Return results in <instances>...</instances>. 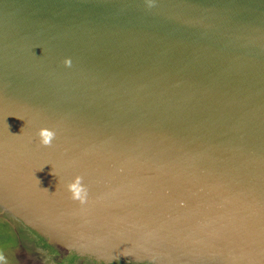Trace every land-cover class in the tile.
<instances>
[{
	"label": "water",
	"instance_id": "water-1",
	"mask_svg": "<svg viewBox=\"0 0 264 264\" xmlns=\"http://www.w3.org/2000/svg\"><path fill=\"white\" fill-rule=\"evenodd\" d=\"M0 255L264 264V0H0Z\"/></svg>",
	"mask_w": 264,
	"mask_h": 264
},
{
	"label": "clouds",
	"instance_id": "clouds-1",
	"mask_svg": "<svg viewBox=\"0 0 264 264\" xmlns=\"http://www.w3.org/2000/svg\"><path fill=\"white\" fill-rule=\"evenodd\" d=\"M145 3L149 8L155 6V0H145ZM63 64L65 67L70 68L72 66L71 58H65ZM56 135L57 133L54 129L47 127L40 128L37 133L39 144L43 147L52 146ZM66 190L70 194V199L78 202L80 205H85L88 202L89 189L88 186L84 183V177L80 175L75 176L72 181L66 185ZM0 262H3V264H7L6 258L3 255H0Z\"/></svg>",
	"mask_w": 264,
	"mask_h": 264
}]
</instances>
